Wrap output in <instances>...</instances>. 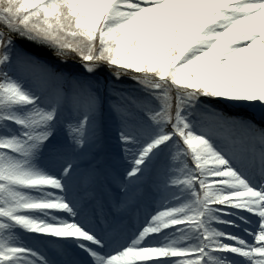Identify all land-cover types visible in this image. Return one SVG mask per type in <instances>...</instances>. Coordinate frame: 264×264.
<instances>
[{
    "label": "snow or ice",
    "instance_id": "obj_1",
    "mask_svg": "<svg viewBox=\"0 0 264 264\" xmlns=\"http://www.w3.org/2000/svg\"><path fill=\"white\" fill-rule=\"evenodd\" d=\"M0 264H264V0H0Z\"/></svg>",
    "mask_w": 264,
    "mask_h": 264
}]
</instances>
